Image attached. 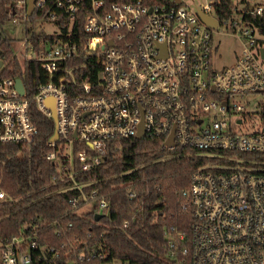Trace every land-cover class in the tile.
I'll use <instances>...</instances> for the list:
<instances>
[{
	"label": "built area",
	"instance_id": "1",
	"mask_svg": "<svg viewBox=\"0 0 264 264\" xmlns=\"http://www.w3.org/2000/svg\"><path fill=\"white\" fill-rule=\"evenodd\" d=\"M47 1L35 0L28 12V0H16L10 11L23 34L16 48L12 39V54L22 64L39 62L47 80L28 98L21 76H0V142L30 149L37 135L30 103L46 117L54 111L55 138L47 139L44 158L55 170L45 195L69 193L72 209L50 221L32 218L0 240V264H129L113 254V234L127 229L130 219H110V201L95 184L111 177L89 174L107 160L111 142L137 136L141 123L143 137L162 139V149L187 148L206 158L182 190L192 220L189 242L170 226L169 256L188 254L193 264H264V31L255 22L264 16V0H230L222 17L215 5L223 0H54L68 21L88 7L84 50L100 64L102 81L96 84L77 78L85 64L65 65L74 45L70 27L56 23L54 10L37 17L34 29L57 35L53 41L35 39L26 29L35 7ZM198 11L216 24L208 25ZM45 22L58 31L47 32ZM224 25L241 51L232 64L216 69L214 39ZM0 60L1 71L6 60ZM257 93L261 98L252 106L247 97ZM8 200L13 198L0 185V201ZM70 214L94 225L75 226L66 219ZM47 225L51 232H40Z\"/></svg>",
	"mask_w": 264,
	"mask_h": 264
},
{
	"label": "trees",
	"instance_id": "2",
	"mask_svg": "<svg viewBox=\"0 0 264 264\" xmlns=\"http://www.w3.org/2000/svg\"><path fill=\"white\" fill-rule=\"evenodd\" d=\"M15 1L0 0V26L10 20ZM222 8L229 11L231 1L223 0V5H215V13L220 17L224 15ZM53 10L58 17L56 23L63 30L70 27L69 43L74 45L75 53L65 65L85 64V67L77 69V78L87 79L92 84L102 81L96 56L84 50L88 37L83 30L87 6H81L75 19L68 21L61 10L54 6V0H48L42 7H35L32 14L34 19L26 29H33L35 39L42 35L53 41L57 35L34 30L37 17ZM255 22L264 31V16L256 17ZM12 45V38L0 33V56L6 60L0 76H21L26 97L31 98L37 85L47 80V75L39 62L20 63L12 54ZM29 107L31 120L37 128L36 143L28 149L22 143L0 142V185L13 198L0 201V240L18 234L23 224L32 218L50 221L72 209L68 204L69 193L45 195L51 190V186L47 187L46 184L55 170L54 164L44 158L46 141L54 132V124L52 118L43 115L33 103ZM105 156L107 160L102 167L89 176L111 177L95 184L101 186V192L110 201L109 217L119 224L130 219L127 229L114 231L113 240L117 248L113 254L126 258L129 264H193L188 254L183 258L178 254L175 258L169 256L165 230L174 226L184 231L183 243L188 244L192 220L182 190L189 185L191 173L206 158L195 155L187 148L162 149V139L149 135L129 136L119 142H111ZM33 189L36 192L31 193ZM131 191L136 193L133 198L129 196ZM66 219L86 229L94 225L89 219L80 221L72 214ZM50 229L51 226L47 225L40 232L50 233Z\"/></svg>",
	"mask_w": 264,
	"mask_h": 264
},
{
	"label": "rangeland",
	"instance_id": "3",
	"mask_svg": "<svg viewBox=\"0 0 264 264\" xmlns=\"http://www.w3.org/2000/svg\"><path fill=\"white\" fill-rule=\"evenodd\" d=\"M45 30L49 33L54 31H58L56 24L52 22H45L43 24ZM218 30H221L220 33H217L214 39V43L216 44V51L212 55L211 58V66L216 69H220L226 67L236 59V56L241 51V42L238 38L231 35V33L226 30L225 25L220 26ZM0 33L6 35L15 40V48L18 46L19 39L23 38L21 26L13 24L10 20L5 22L2 26H0ZM238 98V97H236ZM261 98L260 94H252L247 97V100L252 101V106L256 104L255 100ZM1 245V241H0Z\"/></svg>",
	"mask_w": 264,
	"mask_h": 264
},
{
	"label": "water",
	"instance_id": "4",
	"mask_svg": "<svg viewBox=\"0 0 264 264\" xmlns=\"http://www.w3.org/2000/svg\"><path fill=\"white\" fill-rule=\"evenodd\" d=\"M34 3H35V0H28V6H27L28 12H32ZM198 13L200 14L201 18L208 25L214 26L216 24V19L215 18L209 17V16L205 15L204 13H202L201 11H198ZM0 65H1V60H0ZM15 87L19 90V93H23L22 82H21V79L20 78L19 79L18 78L16 79V81H15ZM47 103L49 104L50 108L53 110L54 107L52 106L51 98H48L47 99ZM52 118H53V120L55 119L54 111L52 113ZM143 135H144V131H143L142 123H141L140 128H139V131L137 133V136L138 137H143ZM54 138H55V134H53V136H52V139H54ZM166 139H167L166 140V143L171 144L172 141H173L172 134H170ZM99 217H100V214H98V215L95 216L96 219H98Z\"/></svg>",
	"mask_w": 264,
	"mask_h": 264
}]
</instances>
